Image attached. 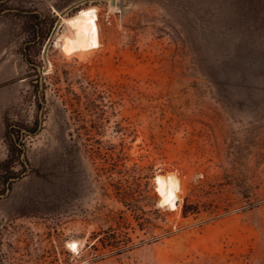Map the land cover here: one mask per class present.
<instances>
[{"label":"rangeland","instance_id":"374dc122","mask_svg":"<svg viewBox=\"0 0 264 264\" xmlns=\"http://www.w3.org/2000/svg\"><path fill=\"white\" fill-rule=\"evenodd\" d=\"M0 264H264V0H0Z\"/></svg>","mask_w":264,"mask_h":264},{"label":"bare ground","instance_id":"6f19581e","mask_svg":"<svg viewBox=\"0 0 264 264\" xmlns=\"http://www.w3.org/2000/svg\"><path fill=\"white\" fill-rule=\"evenodd\" d=\"M65 21L70 30L68 33H63L56 41H59V48L63 55L69 57L77 53L84 54L100 47L95 7L81 9ZM154 180L156 182L155 191L159 196V204H167V208L171 210L176 209L177 192L180 190L177 177L173 173L156 174ZM169 191L172 192L170 199L161 195V192ZM70 247L71 250H75L77 243L75 241L70 242Z\"/></svg>","mask_w":264,"mask_h":264},{"label":"trees","instance_id":"16d2710c","mask_svg":"<svg viewBox=\"0 0 264 264\" xmlns=\"http://www.w3.org/2000/svg\"><path fill=\"white\" fill-rule=\"evenodd\" d=\"M123 195L125 197L128 196L129 192H127L125 189L123 190ZM182 212H183V215H187L188 213H193V212H197L196 208H194L193 204L190 203L187 198L185 199L184 201V204H183V209H182ZM109 245H111L112 247H118V243L117 241L115 240V238L112 236L109 240ZM92 246H94V244H92Z\"/></svg>","mask_w":264,"mask_h":264},{"label":"clouds","instance_id":"9594fccd","mask_svg":"<svg viewBox=\"0 0 264 264\" xmlns=\"http://www.w3.org/2000/svg\"><path fill=\"white\" fill-rule=\"evenodd\" d=\"M161 195H163V196H165V197L170 199L172 197V192L171 191H169V192H161Z\"/></svg>","mask_w":264,"mask_h":264},{"label":"water","instance_id":"95a60500","mask_svg":"<svg viewBox=\"0 0 264 264\" xmlns=\"http://www.w3.org/2000/svg\"><path fill=\"white\" fill-rule=\"evenodd\" d=\"M155 183H156V182H155V180H154V186L156 185ZM158 202H159V196H158ZM164 206L167 207V204H164Z\"/></svg>","mask_w":264,"mask_h":264},{"label":"snow or ice","instance_id":"6c2138e0","mask_svg":"<svg viewBox=\"0 0 264 264\" xmlns=\"http://www.w3.org/2000/svg\"><path fill=\"white\" fill-rule=\"evenodd\" d=\"M74 247V246H73Z\"/></svg>","mask_w":264,"mask_h":264}]
</instances>
